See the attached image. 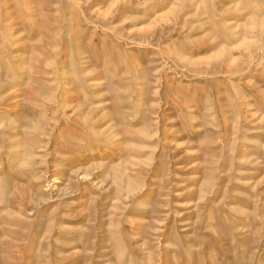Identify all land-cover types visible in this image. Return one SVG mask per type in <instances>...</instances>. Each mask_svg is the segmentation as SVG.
I'll use <instances>...</instances> for the list:
<instances>
[{"label": "rangeland", "instance_id": "rangeland-1", "mask_svg": "<svg viewBox=\"0 0 264 264\" xmlns=\"http://www.w3.org/2000/svg\"><path fill=\"white\" fill-rule=\"evenodd\" d=\"M0 264H264V0H0Z\"/></svg>", "mask_w": 264, "mask_h": 264}]
</instances>
